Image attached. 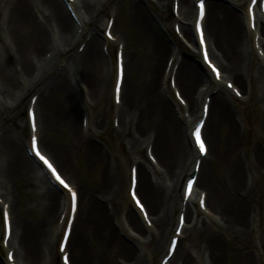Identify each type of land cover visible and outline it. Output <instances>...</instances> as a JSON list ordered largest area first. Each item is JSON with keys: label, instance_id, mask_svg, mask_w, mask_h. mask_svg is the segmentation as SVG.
<instances>
[{"label": "bare ground", "instance_id": "1", "mask_svg": "<svg viewBox=\"0 0 264 264\" xmlns=\"http://www.w3.org/2000/svg\"><path fill=\"white\" fill-rule=\"evenodd\" d=\"M248 2L206 3L205 38L211 59L222 72L217 81L203 59H197L201 47L195 32V0H179L178 18L170 11V0H75L78 20L63 0H0L3 35L11 38L12 45L13 39L18 40L11 56L0 34V205H11L8 250L15 249V261L54 264V239L64 225L60 219L70 211L69 193L60 192L30 154L31 139L12 128L16 117L21 118L22 128L29 122L21 116L35 92L39 94L35 109L40 148L79 192L67 245L74 251L72 264H153L174 226L176 203L179 210L180 202L183 206L184 191L178 196L181 177L194 170L200 157L191 132L202 116L206 96H211L203 127L208 152L187 203L179 243L167 264L175 259L180 264H264V188L259 187L264 178V54L259 53L264 51V13L258 12L252 29ZM126 5L127 28L136 31L147 47L144 60L130 52L126 28L119 30V13ZM110 15H115L114 39L124 44L125 74L118 106L113 102L114 88L112 98L109 91L112 47L109 56L103 50L115 41L101 34ZM172 21L173 27L179 24L194 52H187L185 43L177 40ZM78 43L85 45L81 52ZM172 75L174 92L181 91L188 112L172 98ZM232 79L243 100L225 87ZM43 104L49 109L41 114ZM117 117L118 140L107 136L104 141ZM44 134L51 135L48 144ZM122 137L128 138V151L120 146ZM144 145L153 148L159 166L145 158ZM76 158L87 170H100V185L82 187L75 181ZM129 159L139 166L137 192L154 228L146 224L129 196L131 167L125 171ZM119 162L124 173L117 172ZM21 178L35 179L45 187L47 209L35 221L17 211L20 201L15 191ZM203 191L213 216L200 217L206 212L192 205ZM0 264L10 263L1 257Z\"/></svg>", "mask_w": 264, "mask_h": 264}, {"label": "rangeland", "instance_id": "2", "mask_svg": "<svg viewBox=\"0 0 264 264\" xmlns=\"http://www.w3.org/2000/svg\"><path fill=\"white\" fill-rule=\"evenodd\" d=\"M127 10H128V6L126 5L120 11V13H119L120 14V27H119V30L121 32H123L122 30H125V28H126V32H127V43L129 42L128 44L130 46V52L132 54L136 55V56H139V57H137V59L140 60V58H142V60H144L145 53H147V47L145 45V42L141 39L140 35H138V33H136V31L127 28V25H126V22L128 20ZM170 11H171V7H170ZM2 29L3 28H1V25H0V34L1 35L3 33L2 32ZM171 29H172L173 34H175L174 33V30H173V21L171 23ZM175 37L177 38V40L179 39L176 34H175ZM2 39H3L2 41L8 47L7 49L8 50H9V48L11 49V56H13V54H12L13 53V49L16 48L15 45H17L18 40H14L13 39L14 44L12 45L11 38L3 35ZM179 41H180V39H179ZM184 46H185V50L187 52L192 53L193 50H192V48H190V46L188 47L185 44H184ZM78 47H79V45L77 44V48ZM112 49L115 50L116 49V45H113L112 46ZM148 51H149V49H148ZM2 58H3V60L5 59L4 58V55L2 56ZM198 58L199 57L197 56V59ZM111 79H112V81H111V84H110V87H109L110 96H112V88H113V82H114V72H113V76H112ZM171 93H172V98L174 99L175 98L174 97V94H173L172 91H171ZM99 104H101V103H99ZM102 104H104V102H102ZM26 105H27V103H26ZM48 106H49L48 104H43V105L40 106V112H41V114L46 112V110H44V108L45 109L46 108L49 109ZM99 106L100 105H98L97 107L99 108ZM95 110H96V107H95ZM4 113H6V112H4ZM21 117H22V119L24 118L26 120V118H25V105L23 106V112H22V116ZM20 121H21V118L20 117H16L15 122H14L15 125H13L12 128H16L17 130H23V135H24L23 137L26 138L27 137V127L24 124V128H22L21 125H20ZM4 122L5 121H3V123ZM6 124H8V123H4V125H6ZM104 136H103L104 137V141L107 140V136L108 137H114V139H117V138H115V136H116V130L114 129V127L111 124V122H110V127L106 131V133L104 134ZM50 139H52L50 134H44L43 135V141H45L47 144L50 141ZM57 140L58 139H55L53 141L55 143H57ZM127 140H128L127 137L119 138V141H120L119 143H120L121 148H123V149H125V150L128 151V148L129 147L127 146L128 143H126ZM145 152H146V145H144V147H143V155L146 158V153ZM131 162H132L131 159H129L128 163L126 164L125 171H129L128 170V166H129V164ZM122 166H123V162H119L118 165H117V170H118L117 172H119V173L123 172L122 171V168L124 166L123 167ZM99 172H100V170L98 172H92V171L87 170L86 167H84L78 161V159L76 158V161H75V175H73L74 176L73 178L75 179V181L77 180V182L79 183L80 186L83 187L84 185H86V186H97V185H100V175H99ZM182 181H183V178H182ZM181 184H180L179 194H178L179 198L182 195V187H181ZM260 186L262 188H264V178L260 180L259 187ZM202 187L203 186H201L200 188H202ZM44 188L45 187L43 186V184H41L39 181H37L35 179L34 180H30V179H26V178H21L17 182V191H15V193H16V196H18V199L20 201V205H19V208H17V211H19V210L21 211V214H22L21 216L22 217L26 216L31 221H35V220L39 219L43 215V213L47 209V206H46L47 205L46 204V196H45V193H44ZM127 188H128V178L126 179L125 184H124V187H123V193H124L125 196L127 194ZM175 208H176L175 209V211H176L175 214L176 215H175V219H174V224L177 221V214H178V211H179L178 203H176ZM0 211H1V209H0ZM204 215L205 214H203V216ZM115 221H117V220H115ZM173 227H172V230H173ZM118 231H119V229H118ZM119 233H120V231H119ZM1 237H2V224L0 226V254L2 253V249H1ZM59 238H60V234L58 233L56 235L55 239H54L55 247H57ZM125 239L130 242V239H127V238H125ZM186 239L187 238H184L183 239V242L181 244L180 249H183L184 248ZM168 241H169V236L166 238V242L163 245L164 248L157 255H155L152 258V263L153 264H159L160 259H161L162 255L164 254V252L166 250ZM70 250L74 254L73 249L71 248ZM54 264H60L58 254H57V257H56V260H55V263ZM77 264H80V263H77ZM173 264H180V262H179L178 259H175L174 262H173Z\"/></svg>", "mask_w": 264, "mask_h": 264}, {"label": "snow or ice", "instance_id": "3", "mask_svg": "<svg viewBox=\"0 0 264 264\" xmlns=\"http://www.w3.org/2000/svg\"><path fill=\"white\" fill-rule=\"evenodd\" d=\"M200 6H201V19H202V17H203V0H201ZM202 36H203V33H202ZM121 71H122V69H121ZM217 75H219L218 71H217ZM33 126L35 127L34 117H33ZM197 139L199 140L200 149L202 151H204L205 145H204L203 141L200 140L199 130L197 131ZM37 155H40L39 151H37ZM40 158L42 160H44V163L48 165V167L52 170L53 173H56V169L53 168L52 165L43 156H41ZM56 178L60 181L61 184H64L65 187H68V185L60 178L58 173H56ZM72 196H73V199L75 200L76 193L74 191L72 192ZM137 203H139V200H137ZM141 207H143V205H141ZM9 230H10V225H9ZM65 259H67V257H65Z\"/></svg>", "mask_w": 264, "mask_h": 264}]
</instances>
